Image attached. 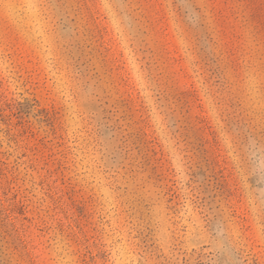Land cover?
Returning a JSON list of instances; mask_svg holds the SVG:
<instances>
[{"label":"rangeland","instance_id":"1","mask_svg":"<svg viewBox=\"0 0 264 264\" xmlns=\"http://www.w3.org/2000/svg\"><path fill=\"white\" fill-rule=\"evenodd\" d=\"M0 264H264V0H0Z\"/></svg>","mask_w":264,"mask_h":264},{"label":"trees","instance_id":"2","mask_svg":"<svg viewBox=\"0 0 264 264\" xmlns=\"http://www.w3.org/2000/svg\"><path fill=\"white\" fill-rule=\"evenodd\" d=\"M184 30H186V27L184 28ZM214 44H215L216 47H219V43H218V41L215 42ZM192 47H193V49L195 50L196 47H198V44L195 43V44H193ZM162 50L164 51L163 53H165L166 55L170 56L171 52H170V50H169L168 43H166V44L162 43ZM212 50H213V49H212ZM213 52H214V50H213ZM174 60H176V59H174ZM139 150H141V149H139ZM141 167H142L143 170H146V164H145V163H144V165H142Z\"/></svg>","mask_w":264,"mask_h":264}]
</instances>
